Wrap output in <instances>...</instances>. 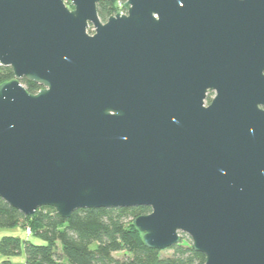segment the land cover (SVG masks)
<instances>
[{
	"label": "water",
	"instance_id": "water-1",
	"mask_svg": "<svg viewBox=\"0 0 264 264\" xmlns=\"http://www.w3.org/2000/svg\"><path fill=\"white\" fill-rule=\"evenodd\" d=\"M99 2L0 0V197L149 207V248L264 264V0Z\"/></svg>",
	"mask_w": 264,
	"mask_h": 264
},
{
	"label": "trees",
	"instance_id": "trees-1",
	"mask_svg": "<svg viewBox=\"0 0 264 264\" xmlns=\"http://www.w3.org/2000/svg\"><path fill=\"white\" fill-rule=\"evenodd\" d=\"M102 21L117 13L111 0H100ZM14 78L13 69L0 65V85ZM30 93L42 86L23 79ZM151 212L149 207L82 208L64 218L52 206H42L33 217L24 215L0 197V227L30 228L31 235L44 243L36 244L16 236L0 240V254L10 257L25 249V264H205V254L193 248L182 233L180 243L160 250L149 248L134 225V219ZM121 254V255H116ZM2 264H14L9 259Z\"/></svg>",
	"mask_w": 264,
	"mask_h": 264
},
{
	"label": "rangeland",
	"instance_id": "rangeland-1",
	"mask_svg": "<svg viewBox=\"0 0 264 264\" xmlns=\"http://www.w3.org/2000/svg\"><path fill=\"white\" fill-rule=\"evenodd\" d=\"M125 2L126 1H122L121 3H117V4L115 3L117 12L119 10L125 11V9H124V3ZM67 4L70 6L71 9H73V6L71 5V3L69 1H67ZM88 31L90 34H93L94 33V27L91 26ZM214 95H215V92H209L208 93V97L206 99V104L210 103V101L214 97ZM4 236H16V237H20V238L25 239V240H30L31 242L36 243V244H43L44 243V241L41 238L34 236V235H31V229L29 227L28 228H23L21 226H16V227H12V228H1L0 227V240ZM116 255H121V254H116ZM7 259L12 261L14 264H25L26 255H25L24 247L22 249L21 254L10 256L9 258L0 254V264H2V262L4 260H7Z\"/></svg>",
	"mask_w": 264,
	"mask_h": 264
},
{
	"label": "built area",
	"instance_id": "built-area-1",
	"mask_svg": "<svg viewBox=\"0 0 264 264\" xmlns=\"http://www.w3.org/2000/svg\"><path fill=\"white\" fill-rule=\"evenodd\" d=\"M122 1H126V0H118L117 2H116V4L117 3H121ZM124 9H125V11H118L117 13H122V14H125V13H127V9H126V7H125V3H124Z\"/></svg>",
	"mask_w": 264,
	"mask_h": 264
}]
</instances>
